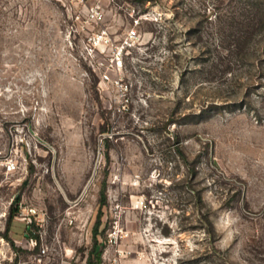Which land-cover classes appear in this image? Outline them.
<instances>
[{
	"label": "rangeland",
	"instance_id": "374dc122",
	"mask_svg": "<svg viewBox=\"0 0 264 264\" xmlns=\"http://www.w3.org/2000/svg\"><path fill=\"white\" fill-rule=\"evenodd\" d=\"M0 264H264V0H0Z\"/></svg>",
	"mask_w": 264,
	"mask_h": 264
},
{
	"label": "trees",
	"instance_id": "16d2710c",
	"mask_svg": "<svg viewBox=\"0 0 264 264\" xmlns=\"http://www.w3.org/2000/svg\"><path fill=\"white\" fill-rule=\"evenodd\" d=\"M152 1H155V0H152ZM259 8V7H258ZM260 24H262L260 22ZM246 30L242 31L240 34H230V38H232V41H234V43H230L231 45H234L233 47H235V49H237L238 52H243V50H245L248 46L251 45L252 43V40H253V33H254V28H255V25L256 23H253L252 21L251 22H247L246 23ZM251 27H250V26ZM234 36V37H232ZM231 45L228 46V48L230 49V51H232L233 49H231ZM106 203V195L104 194L103 192V195H102V198H101V205L105 204ZM16 207L15 206H12L11 208V214H10V222H9V230L11 229V226H12V221H13V218L16 214ZM205 222H207V224L211 225V222L209 220V218L206 216L204 219H203ZM100 222H101V215H99V220L97 222V224L95 225L94 227V230H93V233H94V237H95V240L98 244V234H99V225H100ZM27 229L29 231V236L32 237L33 240H35L38 245L39 243V235H33L32 233V226H31V223H28L27 225ZM96 249H97V246H96Z\"/></svg>",
	"mask_w": 264,
	"mask_h": 264
},
{
	"label": "built area",
	"instance_id": "2783aa9c",
	"mask_svg": "<svg viewBox=\"0 0 264 264\" xmlns=\"http://www.w3.org/2000/svg\"><path fill=\"white\" fill-rule=\"evenodd\" d=\"M69 1H74V0H69ZM97 12V14H98V11H96ZM8 167V169L9 170H11V169H14L16 166H15V163H9V165L7 166ZM38 213V210L36 209V208H34V209H31V211L29 210L28 211V213L27 214H29L28 215V222L29 223H32L33 222V220H32V216H34L35 218H36V220H37V217H36V214Z\"/></svg>",
	"mask_w": 264,
	"mask_h": 264
}]
</instances>
